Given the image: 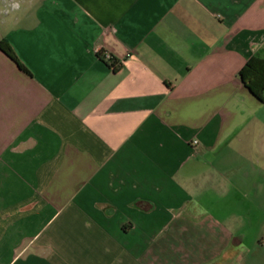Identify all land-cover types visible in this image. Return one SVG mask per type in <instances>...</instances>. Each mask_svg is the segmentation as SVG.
Masks as SVG:
<instances>
[{
	"label": "crops",
	"instance_id": "crops-1",
	"mask_svg": "<svg viewBox=\"0 0 264 264\" xmlns=\"http://www.w3.org/2000/svg\"><path fill=\"white\" fill-rule=\"evenodd\" d=\"M0 43V264H264V0H0Z\"/></svg>",
	"mask_w": 264,
	"mask_h": 264
},
{
	"label": "trees",
	"instance_id": "trees-1",
	"mask_svg": "<svg viewBox=\"0 0 264 264\" xmlns=\"http://www.w3.org/2000/svg\"><path fill=\"white\" fill-rule=\"evenodd\" d=\"M0 49L19 68H23L16 60L10 47L5 43H0ZM239 78L249 92L260 101H264V59L252 57L249 59L239 72Z\"/></svg>",
	"mask_w": 264,
	"mask_h": 264
},
{
	"label": "built area",
	"instance_id": "built-area-1",
	"mask_svg": "<svg viewBox=\"0 0 264 264\" xmlns=\"http://www.w3.org/2000/svg\"><path fill=\"white\" fill-rule=\"evenodd\" d=\"M10 5L13 8L16 7L17 6V0H10ZM99 56L106 62H112L114 60L113 55L108 50H101L99 52ZM193 143L196 144V141H194Z\"/></svg>",
	"mask_w": 264,
	"mask_h": 264
}]
</instances>
